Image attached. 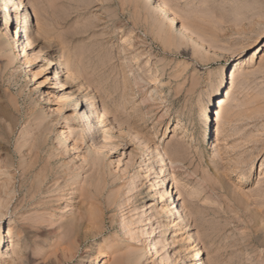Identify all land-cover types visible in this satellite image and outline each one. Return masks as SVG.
I'll return each instance as SVG.
<instances>
[{
  "label": "rangeland",
  "instance_id": "1",
  "mask_svg": "<svg viewBox=\"0 0 264 264\" xmlns=\"http://www.w3.org/2000/svg\"><path fill=\"white\" fill-rule=\"evenodd\" d=\"M14 1L3 11L0 0V264H79L86 253L97 264L99 251L98 264H186L187 234L163 222L149 189L161 153L181 196L172 220L185 209L205 262L264 264V0H166L193 36L154 0H27L43 50L28 68L3 32L17 30ZM44 55L64 62L61 81ZM93 94L106 132L95 115L91 133L77 120ZM148 227L174 239L169 252L146 251Z\"/></svg>",
  "mask_w": 264,
  "mask_h": 264
},
{
  "label": "bare ground",
  "instance_id": "2",
  "mask_svg": "<svg viewBox=\"0 0 264 264\" xmlns=\"http://www.w3.org/2000/svg\"><path fill=\"white\" fill-rule=\"evenodd\" d=\"M12 1L4 0V4L1 5L4 7L3 11H8L10 9ZM154 1L157 2L156 7L160 10L161 14L167 15V17L166 16L165 17L167 18L166 20H167L168 26L172 30L176 29L182 34H185L187 36H193L194 32L190 28V26L186 24L185 22L180 21L178 13L172 10V8L168 5L166 0H154ZM16 6H17L16 8L18 9V13H17L18 15H17V18H15L17 30L16 32L10 33V31H8L9 22H4L6 25V28H4V30L6 29L7 30L3 32H5L4 34H6L5 36L7 37V39L10 40L9 46H13L17 48L18 55L21 56L20 58H21L22 66H25L28 68L30 60H33L36 57L42 56L43 50L39 49L38 51H35L34 46H33L34 41L31 38L30 31L34 27V17H33L32 12L34 11H30L27 0H17ZM7 15L8 17H10L11 12L10 13L8 12ZM37 30H38V33L42 37L48 38L47 37L48 30L46 28L41 27V24L38 25ZM42 59H45L47 61L48 64L45 65L46 67L47 65L53 66V68L57 66V69L54 73V79L61 81L60 78L65 68L64 62L62 60L56 61L54 58H50L45 55L43 56ZM233 72L235 73V71ZM226 77L227 76L222 74L221 76H219L217 81L215 80L216 82L213 83V86H211V89L209 88L210 95L212 98L219 97L220 92L222 90V86L223 84H225L224 81ZM62 85H64V82L62 83ZM85 97H86L85 100L88 102L90 114L82 113L81 111H79L77 115L78 116L77 120L79 121L80 123L79 125L81 126L83 132L91 133L92 129L95 127V125L93 124L92 118H91L93 115L97 116L99 123L104 126L105 128L104 131L106 132L107 128H109L108 124L106 123L107 113L106 111H104L102 107L101 100L95 94L90 95L88 97L85 96ZM62 98L63 96L60 98L61 101L66 98L70 99L72 98V96L66 95L65 98L63 99ZM75 105L78 107L79 105L78 102ZM223 108H224L223 103L221 101H218V105L216 106V108H214V111L212 113L213 127H214L212 129V136L215 142L219 141L221 137L220 125L223 120ZM96 128L97 127H95V129ZM106 138L107 139L110 138L108 133H106ZM140 141L142 140L140 139ZM143 144H144V147L147 153L152 154V150L148 147V145L144 142ZM160 157L164 165L161 166L158 172L159 175L153 176L149 181V189L151 193H153V197H155L158 200V202L162 204L159 210V213L163 214L162 216L163 222L165 221L175 222V227H179L181 231H185V234H187L185 238V244H184V251L188 253V259H186L187 260L186 264H207L204 260V251H203L201 242L199 240L198 234L196 233V231L190 228L189 224L187 223L186 215L184 213L185 209L183 208L182 210H180L178 219L172 220L173 217L175 216L176 203L180 200L181 196L180 194L178 196V194L176 193V185L178 182L177 179L167 170L168 166L170 165V163L167 160V157L165 155H162V153L160 154ZM145 173H146L145 176L148 178L150 176L148 174V171ZM161 181H163L164 185H161ZM166 183H167V187H165ZM173 200L175 201L174 203L172 202ZM0 222L4 223V220H1ZM160 227L162 228L161 231H166V226L164 223H162ZM4 232L5 231H3V224H1L0 226V246H3V244L6 241ZM142 235L146 238L145 242L143 241V244L145 243L146 251L154 257H156L162 249H167L166 251L169 252L172 244L174 243V239L172 238H166L162 241L157 240L154 237L153 231H151L150 227L146 228V230L144 229V231L142 230ZM160 242L162 243L161 249H160ZM86 254H84L81 257L82 260L79 264L87 263L89 258H88V255ZM105 256H108V253L106 251H99L95 254L94 259L96 263L98 264L100 261L103 260ZM157 264H171V263H170L169 257L166 256L158 260Z\"/></svg>",
  "mask_w": 264,
  "mask_h": 264
}]
</instances>
